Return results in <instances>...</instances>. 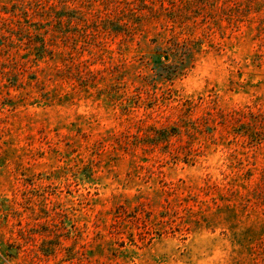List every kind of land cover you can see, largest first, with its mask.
<instances>
[{
  "label": "rangeland",
  "instance_id": "374dc122",
  "mask_svg": "<svg viewBox=\"0 0 264 264\" xmlns=\"http://www.w3.org/2000/svg\"><path fill=\"white\" fill-rule=\"evenodd\" d=\"M0 264H264V0H0Z\"/></svg>",
  "mask_w": 264,
  "mask_h": 264
}]
</instances>
